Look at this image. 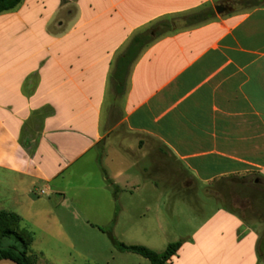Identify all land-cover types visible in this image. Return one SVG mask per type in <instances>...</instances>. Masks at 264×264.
Segmentation results:
<instances>
[{"label":"crops","instance_id":"obj_1","mask_svg":"<svg viewBox=\"0 0 264 264\" xmlns=\"http://www.w3.org/2000/svg\"><path fill=\"white\" fill-rule=\"evenodd\" d=\"M201 11L208 20L184 28ZM166 20L179 29L156 28ZM147 33L153 41L121 65ZM95 151L106 184L82 188L73 206L60 186L53 207L160 212L168 196L202 191L218 208L173 239L182 246L168 264H264V219L223 199L264 181V0H23L0 14V187L22 181L31 203L3 199L0 212L25 219L42 202L30 190ZM148 235L168 232L159 223Z\"/></svg>","mask_w":264,"mask_h":264},{"label":"rangeland","instance_id":"obj_2","mask_svg":"<svg viewBox=\"0 0 264 264\" xmlns=\"http://www.w3.org/2000/svg\"><path fill=\"white\" fill-rule=\"evenodd\" d=\"M95 154L96 151L71 168L64 178L58 179L48 190H30L42 198V202L32 205L30 214L21 222L22 228L31 234L29 251L33 254L34 264H151L138 254L119 251L112 237L127 246H143L163 253L170 244L175 243V237L190 235L218 208V203L202 191L198 197L182 199L168 196L167 208L163 204L160 212H156L154 207L137 211L125 207L121 213L106 212V207L97 206L96 203L84 210L80 207H53L50 200H55L60 186L65 187L61 192L65 195L66 205L73 206L74 195L82 193V188H99L106 184L103 181L106 179L105 170L95 160ZM108 172L112 173L110 170ZM9 183L2 193L0 187V201L4 199L8 205L17 198L26 207L30 206L26 196L27 187L22 181L12 180ZM109 190L115 194L114 189ZM96 192L94 190L93 194ZM226 194L223 199L228 207L246 219H264V181L256 188L231 185ZM5 209L8 206L0 205V211ZM13 213L20 218L24 216L22 212ZM108 219H113V223L106 226ZM159 223L168 232L166 240L162 242L153 241L148 235V232L159 227Z\"/></svg>","mask_w":264,"mask_h":264},{"label":"trees","instance_id":"obj_3","mask_svg":"<svg viewBox=\"0 0 264 264\" xmlns=\"http://www.w3.org/2000/svg\"><path fill=\"white\" fill-rule=\"evenodd\" d=\"M23 0H0V14L13 11ZM252 7L258 6L259 3H252ZM212 13V10L210 11ZM208 12L201 11L189 16L183 20L185 27H191L202 24L208 20ZM159 27L165 28L164 33H171L178 30L174 20L161 22ZM153 41L151 34H142L136 36L131 42L125 55L120 58L119 62L126 68L138 59L141 51ZM256 184L254 188L259 187ZM21 218L14 213L0 212V260L13 259L19 264H34L33 254H30L29 247L31 243V234L21 226ZM114 245L123 253H134L150 261L151 264H168V261L174 256L182 246L181 242L170 244L163 253H157L143 246H127L114 237Z\"/></svg>","mask_w":264,"mask_h":264},{"label":"water","instance_id":"obj_4","mask_svg":"<svg viewBox=\"0 0 264 264\" xmlns=\"http://www.w3.org/2000/svg\"><path fill=\"white\" fill-rule=\"evenodd\" d=\"M221 8L220 7H218L217 8V12H220L221 10H220ZM0 264H19V263H17L15 260H13V259H9V258H7V259H2V260H0Z\"/></svg>","mask_w":264,"mask_h":264},{"label":"built area","instance_id":"obj_5","mask_svg":"<svg viewBox=\"0 0 264 264\" xmlns=\"http://www.w3.org/2000/svg\"><path fill=\"white\" fill-rule=\"evenodd\" d=\"M44 192H42V194H43Z\"/></svg>","mask_w":264,"mask_h":264}]
</instances>
